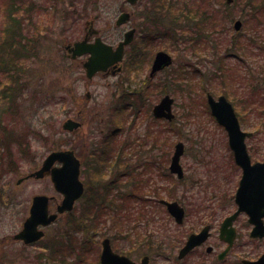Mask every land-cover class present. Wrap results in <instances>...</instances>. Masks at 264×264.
Instances as JSON below:
<instances>
[{
  "label": "rangeland",
  "instance_id": "rangeland-1",
  "mask_svg": "<svg viewBox=\"0 0 264 264\" xmlns=\"http://www.w3.org/2000/svg\"><path fill=\"white\" fill-rule=\"evenodd\" d=\"M171 1L177 8L169 16L158 14L147 24L141 20L142 27L126 51L124 81L119 80L120 73L90 81L82 66L85 58L72 59L66 46L83 39L86 22L95 17L101 37L118 45L133 28V20L117 25L121 9L125 5L127 12L135 13L141 9L139 4L138 8L128 0H23L22 6L17 4L19 33L42 32L34 52L23 53L15 68L12 62L0 63V264H100L101 242L106 237L103 231L108 228L101 218L96 219L98 234L88 232L85 236L76 230V215L84 223L87 217L83 212L90 208L100 217L98 210L105 207L101 199L109 193L106 187L111 183L131 209V217L153 212L164 220L160 223L168 231L177 230L175 235L181 242L191 230H200L212 215L221 220L235 210L234 196L242 171L235 164L227 131L211 115L207 94L216 98L223 95L233 103L243 130L254 132L247 140L253 162L262 161L264 0H234L231 5L226 0ZM9 3L0 0V43L6 39L4 28L10 26ZM237 20L243 23L239 33L234 29ZM250 41L261 46H252ZM160 50L168 52L173 63L151 77L153 59ZM14 70L18 94L12 101H4L2 93L11 83ZM166 94L176 102V121L171 124L155 121L149 105L153 107ZM71 118L83 124L75 133L62 129ZM148 131H155V138L149 137ZM180 141L186 149L181 160L185 179L181 183L168 175L170 158ZM130 143H134L131 149ZM71 149L81 162L80 180L86 188L82 198L71 211L59 213V219L45 228L41 241L28 246L17 242L13 236L23 228L33 197H54L52 210L62 199L49 175L29 180L26 176L40 170L52 152ZM135 153L142 155L137 161L138 174H134L130 160ZM150 187L155 193L149 192ZM129 191L141 195L140 203L126 201ZM158 191L161 198L181 202L188 212L186 224L178 226L167 217L166 208L156 204ZM89 225L87 221L85 227ZM157 226L159 223L133 221L123 230L124 240L118 241V248L140 261L149 253L138 250L143 247L138 246L132 247L131 255L126 254L130 248L127 230L132 239L140 236L144 240L159 233ZM237 228L238 244L224 264H241L242 259H256L264 252V239L250 237L252 225L247 215L239 217ZM80 250L85 254L76 257ZM205 250H198L180 264L213 262L214 257L208 258ZM177 255L175 250L173 258ZM152 264L166 263L152 257Z\"/></svg>",
  "mask_w": 264,
  "mask_h": 264
},
{
  "label": "water",
  "instance_id": "water-1",
  "mask_svg": "<svg viewBox=\"0 0 264 264\" xmlns=\"http://www.w3.org/2000/svg\"><path fill=\"white\" fill-rule=\"evenodd\" d=\"M135 3L136 0H130ZM232 2V0H228ZM129 14H122L117 25L125 23L129 19ZM236 30L242 28V22L239 20L235 24ZM134 36V30L128 32L125 36V41L121 42L116 50L102 42L100 38L93 44L87 43V37L73 45H68L66 48L69 53H72L73 59L86 53H90L88 61L85 63L87 76L92 78L99 70H107L108 67L120 62L123 58L124 48L128 45ZM173 63V58L166 52L160 51L157 53L151 75L155 72L170 66ZM209 105L212 115L217 119L218 123L225 127L229 134V143L234 152L236 163L243 169V177L240 183L239 190L236 195V203L239 205L238 211L228 218L229 225L241 212H245L250 217V223L254 225L252 237H264V161L252 164L251 158L247 151L245 140L251 137V133H245L241 130L239 119L235 109L228 100L222 96L215 100L211 95L208 96ZM174 99L167 95L154 108V115L157 118H166L173 120L175 114L172 112ZM80 123L68 119L63 124V129L74 132ZM185 146L183 143H178L172 160L171 171L178 173L179 178H183V170L180 165V158L184 154ZM56 162L63 163L62 167H53ZM80 160L77 158L73 150H62L53 152L44 161L40 170L32 173L29 177L43 178L46 173H51L52 181L57 191L64 195V199L57 206V211L63 214L66 211H71L75 202L82 196L84 192V184L80 180ZM169 212L176 218L177 222L182 223L185 211L178 202H164ZM49 197L36 196L33 199L30 216L24 223L23 230L15 236L17 240H24L26 244L39 240L43 235V231H39L40 225L47 226L54 222L57 214L49 215ZM225 225V227L227 226ZM209 228H205L201 234L192 235L186 246L180 252V258L192 250L197 245L202 244L208 237ZM232 237L228 240L232 242ZM103 251L101 256V264H136L126 256H121L113 252L110 240L106 239L103 242ZM245 264H264V255L257 261H244ZM142 264H149V258L145 257Z\"/></svg>",
  "mask_w": 264,
  "mask_h": 264
},
{
  "label": "trees",
  "instance_id": "trees-1",
  "mask_svg": "<svg viewBox=\"0 0 264 264\" xmlns=\"http://www.w3.org/2000/svg\"><path fill=\"white\" fill-rule=\"evenodd\" d=\"M9 1H10L9 4L12 7V9L9 10V18H8V22L10 23V26L9 27L7 26L6 28H4L3 34H4V37L6 39L2 43H0V63L1 62L6 63V65H7L9 62H12L13 68H15L14 65H17L21 60H23V57H22V56H24L23 53H26V52L30 53L31 52V54H32V52H34V50L36 49L38 36L41 35L42 31L40 32V30L37 29L36 32H34V34H31V35L29 34L27 36L21 35L19 33L20 31H18L19 29H21V27L18 26L20 23L18 20V14L20 12V9H18V6H22L23 0H9ZM17 4H18V6H17ZM155 6H157L158 10L161 13H163L165 16H169V14L171 12H174L175 9L177 8L175 6V4L173 3V1H171V0H156ZM186 20H188V18H186ZM198 31L199 30H197V32ZM249 43L252 46H257L256 45L257 42H255V41L254 42L250 41ZM262 47H264V46H262ZM261 51H264V48H262ZM134 52H136V51L134 50ZM260 68H261L260 72H263L264 67L262 65H260ZM12 72H13V75H11V79H10L11 83H8L6 85L7 87L3 90V93H2L4 101H12L13 97L16 94H18V91H17L18 89H15V87H14V77L16 76V70H14ZM12 72H11V74H12ZM15 81H18V80L15 78ZM238 114L240 115L239 112H238ZM148 132H147V135L149 137L155 138V131H152V133H151V131H148ZM9 137H12V134H10ZM168 141H169V138H168ZM133 145H134V143H130L129 148L131 149ZM117 149L120 150V148H117ZM135 155L137 156V158L130 157V160L132 161V165L136 169L137 168L136 166L138 164L137 163L138 158L141 159L142 155H140V153H139L140 156H138L137 153H135ZM106 189L108 190L109 193L106 192V195L103 196V199H101L102 202L105 204V207L103 210H101V209L98 210L100 217H97L98 213L93 214L92 210L90 208H89V210H87V208H86V210L83 212V215H82L83 217H87V220H85L84 223H82L83 219H81V218H79V220H77L78 216L76 215V225H77L76 230L77 231L81 230L85 236L88 235V232H90V234H93L95 236L99 232L95 228L96 227V219L101 218V221L104 223V227L107 226V228H108V230L106 232L103 231V234L108 235L109 238L112 239L114 247L117 250H120L117 246V243L121 239L124 240V238L121 236L123 234V230L126 229L133 221L139 222L142 220H146V216L138 215V216H136V219L133 216L131 217V213H132L131 209H128L125 206V201L123 200V198L120 197L116 193L115 185L111 183L109 186L106 187ZM113 189L115 190L114 192H112ZM108 194L111 195V198H109V199L107 198V196H109ZM140 199H141V195H139L136 192H130L129 191V197L126 199V201L134 200V202L140 203ZM140 211L142 212L141 209H140ZM140 211H134V212L140 213ZM103 213H104V216L102 215ZM108 214H109V216L106 218V216ZM108 220L111 221L110 225H108V222H107ZM87 221L91 222V225H89V227H85L87 224ZM93 226H94V229L92 228ZM91 229H92V231H91ZM127 232H129L128 236L130 237V243L129 244L136 247V245L140 242V236L134 237L132 239L133 234H131L129 229L127 230ZM98 236L101 237V235H98ZM152 242H153V240H152L151 236H149L147 238V241H144L143 244H146V246H151V245H153ZM143 247H145V246H143ZM84 248H86V245H84ZM81 250H83V248H81ZM81 250L76 252V257H81L83 254H85Z\"/></svg>",
  "mask_w": 264,
  "mask_h": 264
},
{
  "label": "flooded vegetation",
  "instance_id": "flooded-vegetation-1",
  "mask_svg": "<svg viewBox=\"0 0 264 264\" xmlns=\"http://www.w3.org/2000/svg\"><path fill=\"white\" fill-rule=\"evenodd\" d=\"M155 1L156 0H137L134 7H136V8L141 7V9L136 10L135 13L134 12H132V13L127 12L125 5L121 9V12H127L130 14V21L133 20V29H135L136 32H138L139 28L142 27V21L145 24H147V23L151 22L152 20L155 21V19L158 18V14L161 15V12L158 10L157 6H155ZM137 4H139L138 7H137ZM93 28H94L93 21L92 22L87 21L85 33H86V35L88 34L87 36H88L89 42L93 41V36H90L91 34H93ZM126 57H127V55L125 53L124 59L122 61V69L120 72H116L115 74H114V70H111L109 72H98L95 75V77H97V76H103V77H109L110 76L111 77V76H116L118 73H120L117 76H118L119 80L124 81L125 67L127 66ZM82 58H85L82 61V66H83L84 62L87 59V56L86 57L83 56ZM82 58H78L77 60H80ZM126 78H128V76ZM93 79H90V81H92ZM125 81H126V79H125ZM87 95L89 98V96H90L89 93ZM128 105L132 106V107L134 106V104L133 105L128 104ZM234 203H235V199H234ZM236 211H237V206L235 207V210L233 212L227 213L226 217H224L221 220H217V218H218L217 216H214V218H213V215H212L211 219L206 221L200 230H198V231L197 230L196 231L191 230L190 233L188 235H186L187 237L183 236L184 242H181L179 240V238L176 237L175 234H177V233H175V232H177V230L168 231L167 228H165V229L161 228V230H160L161 232H164L165 235L161 234V233H159L158 235H152L151 238L153 240V242H152L153 245H151V246H146V244H143V242L147 241V239H144V240L140 239V242L136 245V247L145 246L144 249L146 251H148L149 254L143 255L139 259L140 261H137V263L140 264L142 262L143 257L148 255L150 258V264H152V257L162 259V260H164V262L166 264L167 263L168 264L169 263L170 264H180V263H184L188 257L193 256L198 250L205 248L207 257L208 258L214 257V261L212 262V261L203 260L201 262H194L192 264H205V261L209 262V264H224L226 262L227 258L229 257V255L233 252V249L238 244L237 221L239 218H236L235 220H233V222H231L229 225H227V223H226L228 218L233 216ZM187 216H188V214L186 215V217ZM167 217L171 218L173 220V217L170 214H168ZM185 220H186V218H185ZM185 220L182 224H177V223H175V224L178 226H183L185 223ZM225 225H227V226L225 227ZM206 227L209 228L207 240L204 241L200 246L194 247L192 250H190L185 255L184 258H180V256H179L180 252H181L182 248L186 246V242L189 239L190 235L201 233V231H203V229ZM232 231H233V238H232V242H230L228 239L230 237H232ZM250 233H251V231H250ZM175 250H176V252L178 251V255L176 258H173L174 254H175ZM150 254L155 255V256H151ZM258 258H256V259H258ZM256 259H242L241 264H243L244 260H253L254 261ZM235 264H237V263H235Z\"/></svg>",
  "mask_w": 264,
  "mask_h": 264
}]
</instances>
